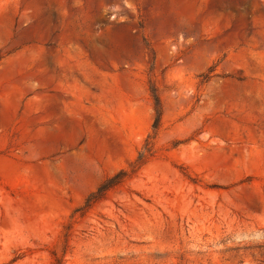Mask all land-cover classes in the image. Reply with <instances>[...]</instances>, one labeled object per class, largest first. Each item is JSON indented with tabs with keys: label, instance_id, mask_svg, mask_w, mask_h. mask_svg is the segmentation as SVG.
<instances>
[{
	"label": "rangeland",
	"instance_id": "obj_1",
	"mask_svg": "<svg viewBox=\"0 0 264 264\" xmlns=\"http://www.w3.org/2000/svg\"><path fill=\"white\" fill-rule=\"evenodd\" d=\"M55 259L264 264V0H0V264Z\"/></svg>",
	"mask_w": 264,
	"mask_h": 264
},
{
	"label": "trees",
	"instance_id": "obj_2",
	"mask_svg": "<svg viewBox=\"0 0 264 264\" xmlns=\"http://www.w3.org/2000/svg\"><path fill=\"white\" fill-rule=\"evenodd\" d=\"M153 100H154V110H155V122L153 125V130L156 131L160 121L161 107H160L159 99L156 96H153ZM55 264H60V261L58 259H55Z\"/></svg>",
	"mask_w": 264,
	"mask_h": 264
}]
</instances>
